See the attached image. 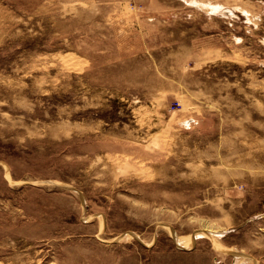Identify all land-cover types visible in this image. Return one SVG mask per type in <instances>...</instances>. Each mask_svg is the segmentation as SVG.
Returning a JSON list of instances; mask_svg holds the SVG:
<instances>
[{"label": "rangeland", "instance_id": "obj_1", "mask_svg": "<svg viewBox=\"0 0 264 264\" xmlns=\"http://www.w3.org/2000/svg\"><path fill=\"white\" fill-rule=\"evenodd\" d=\"M0 264H264V0H0Z\"/></svg>", "mask_w": 264, "mask_h": 264}]
</instances>
